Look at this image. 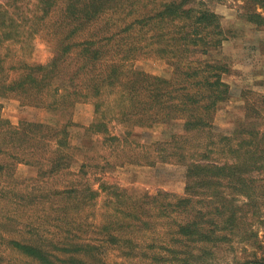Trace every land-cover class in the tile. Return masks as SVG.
<instances>
[{"label": "trees", "instance_id": "obj_1", "mask_svg": "<svg viewBox=\"0 0 264 264\" xmlns=\"http://www.w3.org/2000/svg\"><path fill=\"white\" fill-rule=\"evenodd\" d=\"M248 3L264 10V0ZM38 37L53 50L48 64L27 59ZM225 40L221 17L201 0H0V110L1 100L11 95L48 111L90 102L97 133H107L106 111L119 107L122 122L140 118L137 126L150 127L182 120L186 135L212 133L218 105L230 99L223 79L230 66L208 57ZM140 57L165 59L171 77L134 69L131 63ZM257 98L253 106L246 104L245 118L229 135L203 146L199 159L190 161L195 152L187 156L182 148V198L138 199L101 182L107 204L115 200L96 227L80 216L86 205H96L99 190L74 184L55 193L67 201L54 217L52 235L53 225H39L34 205L26 207L33 215L25 222L4 217V245L34 264H215L217 248L245 239L247 221L264 218V96ZM68 127L31 121L14 127L0 116V175L13 177L20 163L39 172L46 164L52 175L69 171L74 157ZM16 197L25 204L33 199L14 192ZM75 222L80 226L74 228ZM158 226L167 230L170 244L151 253L154 244H138L137 236ZM109 251L116 259H107ZM245 264H264V258Z\"/></svg>", "mask_w": 264, "mask_h": 264}, {"label": "rangeland", "instance_id": "obj_2", "mask_svg": "<svg viewBox=\"0 0 264 264\" xmlns=\"http://www.w3.org/2000/svg\"><path fill=\"white\" fill-rule=\"evenodd\" d=\"M248 1L201 0L221 17L226 34L220 49L208 58L223 60L230 66L229 73L223 76L230 86V99L218 105L212 133L186 135L182 120L156 123L150 127L137 126L136 122L140 118L122 122L120 107L106 111L108 131L97 133L91 129L96 116L94 105L90 102L77 104L68 110L48 111L25 105L14 95L1 100L0 116L14 127L23 121L48 123L58 128L68 125L71 145L69 152L74 161L69 171L53 175L48 172L46 164L40 167L39 172L36 167L24 163L14 167L13 177L11 173L0 175V264H34L4 245L1 236L8 238L6 234L9 229L2 227L4 217H16L25 222L33 215L26 213V207L38 206V213L41 214L39 225H53L49 228L52 235L56 224L54 217L59 216L58 209L64 207L67 201L65 194L55 193H63L74 184L92 187L95 192L99 190L96 205H86L80 216V221L87 219L86 223L96 227L103 224L111 214L110 207H113L115 200L110 198L107 204V193L100 190L101 182L115 184L138 199L144 196H160L163 199L167 195L169 202H173L185 196L186 167L182 165V157H179L182 148H186L183 153L187 156L195 152L196 158L189 157L190 161L199 159V153L205 152L203 146L211 140L217 142L220 135H229L238 122L245 118L246 104L253 106L259 99L257 96H264V21L252 17L256 14L264 18V10ZM52 57V48L38 37L27 59L48 64ZM131 65L134 69L167 79L173 73L165 59L156 57H140ZM209 154L211 158L217 156L215 153ZM14 192L17 195L23 193L29 201L33 199L28 204L19 202L17 197L13 198ZM67 213L71 214L68 210ZM15 225L14 221L11 222V226ZM79 226L80 223L75 222L74 228ZM153 230L148 234H139L137 243L154 244L150 252L157 253L162 245L168 246L170 243L165 241V228L158 226ZM245 235L243 240L236 238L217 248L215 264H245L249 260L264 258V218L260 221L248 220ZM78 238L81 239V235ZM85 238L88 240L90 237L85 235ZM107 259H116L115 253L109 251Z\"/></svg>", "mask_w": 264, "mask_h": 264}]
</instances>
